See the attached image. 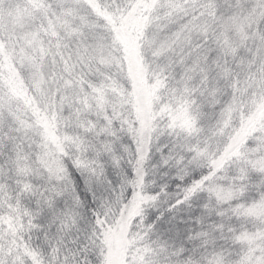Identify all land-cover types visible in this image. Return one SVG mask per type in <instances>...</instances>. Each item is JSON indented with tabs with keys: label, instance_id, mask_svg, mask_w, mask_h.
Instances as JSON below:
<instances>
[{
	"label": "snow or ice",
	"instance_id": "1",
	"mask_svg": "<svg viewBox=\"0 0 264 264\" xmlns=\"http://www.w3.org/2000/svg\"><path fill=\"white\" fill-rule=\"evenodd\" d=\"M0 264H264V0H0Z\"/></svg>",
	"mask_w": 264,
	"mask_h": 264
}]
</instances>
